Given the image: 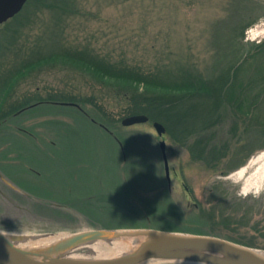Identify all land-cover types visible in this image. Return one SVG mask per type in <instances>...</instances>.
<instances>
[{"label": "rangeland", "instance_id": "rangeland-1", "mask_svg": "<svg viewBox=\"0 0 264 264\" xmlns=\"http://www.w3.org/2000/svg\"><path fill=\"white\" fill-rule=\"evenodd\" d=\"M30 1L0 23V99L6 94L0 104V161H23L39 171L44 189L54 194L46 200L67 209L47 206L44 217L64 223L53 226L4 209L0 198V230L147 227L211 234L264 249V178L257 172L264 163V134L250 136L243 115L222 113L217 120L218 129L209 134L219 148L230 146V153L209 166L190 153L191 140H177L174 128L159 136L153 120L122 125L129 115L125 97L92 81L76 62L31 68L38 59L31 53H48L54 44L69 49L64 41L81 52H90L91 42L99 51L148 63L169 55L173 65L191 60L204 70L217 52L218 60L229 61L233 50L243 48V55L263 42L264 0H64L69 10L62 0L44 1L52 6ZM22 66L27 70L9 86ZM23 104L27 108L17 114ZM10 163H0V174L23 178L12 172L21 163Z\"/></svg>", "mask_w": 264, "mask_h": 264}, {"label": "trees", "instance_id": "trees-1", "mask_svg": "<svg viewBox=\"0 0 264 264\" xmlns=\"http://www.w3.org/2000/svg\"><path fill=\"white\" fill-rule=\"evenodd\" d=\"M44 1L37 0L44 6L54 5ZM62 1L61 7L69 10L67 3ZM55 31L54 28L51 32ZM62 45L69 46V49L59 50V46L54 44L48 53H31L33 59L38 58L32 62L31 68L58 61L76 62L82 70L90 73L92 81L103 87H115V94L125 97L126 115L146 114L150 120L162 122L168 132L174 128L177 140H191L188 146L190 153L209 166L230 153V146L219 148V142L213 141L216 136L209 134L218 129L217 120L222 113L243 115L251 128L250 136L264 134V40L246 48L243 55L240 54L243 48H239L238 52L233 50L229 61L218 60L217 52L215 61L204 70L191 60H180L173 65L171 60H167L171 58L169 55L165 59L159 55L148 63L124 53L116 55L113 51H99L91 42L90 52H81L64 41ZM26 70L25 66L19 68L8 84L13 85ZM5 95H1L0 104L4 102ZM44 101L48 100L38 102ZM20 106L23 108L28 104ZM235 126L237 130V124Z\"/></svg>", "mask_w": 264, "mask_h": 264}, {"label": "water", "instance_id": "water-1", "mask_svg": "<svg viewBox=\"0 0 264 264\" xmlns=\"http://www.w3.org/2000/svg\"><path fill=\"white\" fill-rule=\"evenodd\" d=\"M28 0H0V23L18 14ZM74 105L76 103H62ZM146 114H133L122 119L124 126L145 123ZM159 136L166 132V126L154 121ZM165 171L170 181V166L166 141H160ZM7 232V231H6ZM63 232V231H61ZM0 233V264H149L179 262L194 264H264V249L246 246L224 237L211 234H195L156 228H86L69 232L66 237L47 245L33 248L19 247L17 243L42 238L57 233ZM60 233V232H58ZM128 241L132 248L120 255L100 258L74 257L81 247L99 241Z\"/></svg>", "mask_w": 264, "mask_h": 264}, {"label": "flooded vegetation", "instance_id": "flooded-vegetation-1", "mask_svg": "<svg viewBox=\"0 0 264 264\" xmlns=\"http://www.w3.org/2000/svg\"><path fill=\"white\" fill-rule=\"evenodd\" d=\"M8 85L10 86V84ZM26 108L27 107L20 108L16 111L18 112L17 114L21 113ZM20 130L25 131V129H21V127ZM10 162L21 163L15 164L16 166H14L16 168L12 172L14 174L22 173L25 176L22 178L20 177L21 175H15L14 178L9 174L7 175L3 173V171L1 170L2 174H0V198L4 200L3 204L7 205L6 207H4V209H15V212L22 215H35L38 222H44L50 225L53 224V226L64 224L58 219L54 220V218L51 217H44V214L47 212L48 207L51 210V208L60 204H55L53 201L49 202L50 200H46V197H48L47 195H52L53 191L44 189L46 185L40 180V178L42 179L41 173L33 169L30 165L24 164L23 161H0V163L3 164H13ZM31 173H35L36 175L31 176ZM31 177L36 178L37 180H32ZM43 178L44 181L47 182L46 178ZM57 207L67 209V207L63 206Z\"/></svg>", "mask_w": 264, "mask_h": 264}, {"label": "bare ground", "instance_id": "bare-ground-1", "mask_svg": "<svg viewBox=\"0 0 264 264\" xmlns=\"http://www.w3.org/2000/svg\"><path fill=\"white\" fill-rule=\"evenodd\" d=\"M258 31L256 32V34ZM263 157L259 158V160H263ZM259 167L257 168V172L260 175V179L264 178V163L261 161L259 163ZM247 167L242 168L238 171L239 174L243 175ZM0 233L3 234H9L6 231L0 230ZM69 234V232L63 231L60 233H57L55 235L49 234L44 235L42 238L39 239H33V237H30V239L26 241H22L17 243L19 247L23 248H33L37 247L39 245H47L51 242H54L58 240L61 237H66ZM133 243L130 241H113V242H106V241H99L96 243L86 244L82 246L81 250H84V253H74L72 256L74 257H89V258H100V257H110V256H116L120 255L124 251H127L128 249L132 248ZM79 252V251H78ZM186 264H194V263H186Z\"/></svg>", "mask_w": 264, "mask_h": 264}]
</instances>
